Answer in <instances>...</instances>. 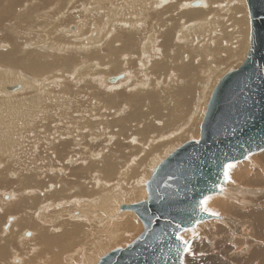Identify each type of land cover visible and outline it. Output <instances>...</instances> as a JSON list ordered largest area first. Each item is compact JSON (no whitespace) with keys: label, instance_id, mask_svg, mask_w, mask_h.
Wrapping results in <instances>:
<instances>
[{"label":"bare ground","instance_id":"obj_1","mask_svg":"<svg viewBox=\"0 0 264 264\" xmlns=\"http://www.w3.org/2000/svg\"><path fill=\"white\" fill-rule=\"evenodd\" d=\"M28 1L29 0H0V31L7 33V36L12 40L11 42H13L11 44V47L9 46L10 52H8L9 49L8 50L6 49L4 52L0 50V81L2 82L18 81V80L26 81V83L24 82V83L2 84V86H0L1 92L4 91L12 92V93L20 92L26 94L27 91L29 92L32 87L29 84L37 81H41V82L45 80L47 81L48 80L47 78L54 76L55 72H59V71L66 72L74 69L78 70L79 68H77L76 66L80 63L85 62L86 65L82 66L84 73L78 72L80 74V77L79 76L78 77L80 78V81H83L87 78H91L92 81L96 83L99 90L100 88H104L107 90V92H105L106 94L110 93L106 95L105 99L103 100L102 98H99L102 106H107L110 109L107 110V112L114 109L113 107H115V109L118 108L117 102H120L122 100V97L121 96L115 98L112 97L117 96L114 92H117V89L119 88L121 89V91H124L125 94L129 95L128 96L129 100L127 99L125 102L129 103L130 105L133 104V105L141 106L146 102H148V100L153 99L156 96L155 92L157 90H162L159 93L160 96L162 92H166L167 89L169 88L171 90L167 91L166 94L169 97L171 96L173 98H176L177 100L175 108L172 111H170V113H168L167 120L177 123L176 126L170 129L173 131L171 135H167L169 130L167 132L158 134V130L154 129L151 126L150 120L149 119L147 120V116L144 114H140V122H145L143 123V127L146 126L144 130L146 131L148 136L150 131L152 130L153 135H151L146 142H140L141 135L137 136V138L139 139L137 144L135 138H131V139L128 138V140L122 138L123 139L122 141L124 143H122V141L119 140L121 142V145H124L125 143L130 144L131 146L140 145L141 148L139 149L141 151L138 155L135 156L134 155L135 151H133L132 149H129L126 152L129 155L127 157H129L132 166L135 165L139 160H143L142 158L146 157L148 152L151 156L149 160V164L143 167V171L141 173V177L138 179L139 182L137 186L134 185L132 188L128 189L126 187L128 181L127 182L124 181V184L121 186L118 183H115V185L110 187L111 184L106 182L107 180L105 179V177L102 178L101 175H98L97 178H99V181L102 182L101 185L104 186L103 190H105L107 196L105 194L104 195L99 194L95 196L92 200L86 199L89 198L90 196H87L86 198L84 197L82 199L81 198L74 199L76 197H83V196H79L78 194H75V192H78L76 191L75 188V189H70L67 192L66 197L57 200L53 198L51 199L53 193H50L51 195H49L48 197L41 194L44 193L45 191L44 189H42L41 184H38L37 186H31L28 189H24L20 191L19 188L25 185L24 182L19 183V181H16L15 182L16 184L14 183V185L9 186L4 183L1 184V180H0V186H3V188H0V191L3 190L4 188L6 190H8L7 188L10 189H12L13 187L15 188V189L13 188L9 192L10 195L7 194L3 195L1 197L2 200L0 201V264H60V260L57 256L59 245L62 244L74 245L79 241V238L83 239V244L80 247L74 248L72 252L63 254L62 263L63 264H81V263L94 264V262L99 259L97 253L100 251V248L105 249L112 244H118L123 239L124 233L134 227L135 218L137 217L136 213L134 211L124 208L132 206L131 205L132 202L137 200L139 196H145V198L148 199L149 195L147 192L146 184L148 181H150L153 171L165 160L164 158L171 155L170 153L172 149H169L168 146L175 139H180L181 137L185 136L187 133L192 131V127H193L192 124H189L188 126L185 127L180 126V124L191 123L192 118L197 114V110L202 108V105L200 104L199 100L201 98L203 89L199 91L198 94L194 95V98L196 99V101L193 103L194 111L187 112L188 106L192 104V101L189 99V94H188L191 91L190 89L198 87L196 83L202 84L205 76L207 75L209 77V81L206 80L203 83V87L204 88L206 87V90H208L209 89L208 84L210 83L213 89L215 81L217 80L216 78L219 76L220 72L226 66L228 60L237 59V58L242 59L243 56H245L244 54L247 52L245 45L249 44L248 34H249V27H251V23L249 22V14L248 11L245 9L247 2L246 0H232L231 5L225 4L223 6L224 11L228 10L229 13L231 12V10L234 13H236L237 11L240 12L241 9H244L245 11L243 15L244 17L243 16L234 17L233 26L236 27V31L234 35H236L239 39L237 41L238 43L236 46L237 48L235 52H233V50L232 51L230 50L232 49V46L230 44L228 46L230 47L229 49L230 51L227 50L228 47L226 48V45H228L229 42H227L226 45L225 43H223L224 42L223 39L224 38L226 39L225 37L226 35L223 34L216 36L214 35V30L218 26L220 12L219 9L213 11L212 8H213V3H216L219 0H204L203 2L200 3L201 5H203L201 6V9L200 7L197 6L198 8L195 7V9L190 10L192 12H190L189 14H184L183 12H180L178 14L177 12L178 16L176 18L174 17V14L176 15L177 5L167 6V8L163 12H158L155 16L157 21L160 20L167 21L168 19L171 18V21H169L167 25L163 24L162 27L158 29L162 31L164 28H166V30L164 31L166 33L163 36L164 39L163 42H161L160 46L156 39L157 37L156 32L155 34H153L154 30H151V33L149 35H147V33L143 31L144 23L149 21L148 19H143L140 16L141 12L143 11V7L146 3V0H98L101 2L104 1L106 6L108 7L107 9L108 11L103 14L98 13L100 16L97 17V21L100 24H104V19H106L107 17L108 24L105 26H99L98 22L94 23L93 17L87 16L85 17V21L80 23L79 27L82 30V35L89 32L92 28L103 30V35L100 36V40L95 41L94 39L91 40V38H87L86 41L82 40V42L78 46H74V47H68V45L70 44L69 43L70 40L68 39V36L70 38L73 35L70 32L62 33L58 36V38L50 39V37H48L46 32L44 31L40 41L36 39L35 42H32L33 39L27 38V43L24 45L21 44V42L18 41V37L20 34L18 32V28L16 26H13L11 28L6 26V24L10 20L14 19L16 16H18L17 21L19 19H25V20L35 19L37 20L35 24L37 28V25L42 21H47L48 19H54V17L51 15V12L54 11V9L47 10L43 8L39 10L40 6L38 5H35L34 8L33 7L28 8L29 7L27 6ZM36 1H46L52 3L60 0H36ZM82 1L89 2L90 0H82ZM82 1L63 0V2H65L66 7H69L70 5L74 6L78 2H82ZM175 1L177 2V4H180L183 0H175ZM23 2L26 3V6L24 7L25 11H23L21 14H18V9L23 4ZM113 3L118 4L117 9L114 8ZM165 4L166 3H164L163 6ZM188 5H189L188 8H194L192 7V2H189ZM240 5L243 6L240 7ZM145 7L151 8L152 6L151 4H149V6H145ZM35 10L36 12H34ZM72 10L76 11L78 13V16L69 19L67 21V24H71L72 22H75L77 18L84 17L83 13L85 11L83 8V4L81 8H77V9H75V7H71V9L65 8L62 11L65 12L63 16ZM100 11H102V9ZM116 12L118 13L117 15ZM215 12L216 14L211 16V14ZM197 13H200L196 17V19L198 18L197 22H194L190 26L188 25L185 26L184 24L181 23L183 22V20L185 22L189 21L190 18L192 19L194 16H196L195 14ZM134 14L137 15L134 16ZM57 18L60 19V17ZM60 25H63L62 22L54 23L55 28H59ZM150 25H147L146 27H149ZM156 25L158 26L157 23ZM244 27H246V29ZM178 28H180V31H177ZM226 30L227 28L223 27V32L225 34H226L225 32ZM96 34L97 36L99 35V33L97 32ZM10 35H12V37ZM232 35L233 32L231 31V36ZM142 37L144 39H148L147 42H143ZM195 37H199L198 44L195 46V48H189L190 42ZM203 38L205 44L200 43ZM102 40H105V42L107 43V45L104 46V49H106L105 53H98V50L93 51V49L96 48V46H92V47L87 46L88 44L94 45V43ZM117 40H120L122 42L123 45L121 46V48L120 49H116L115 47L111 48L113 44H115L116 42L118 43ZM194 42L196 43V39L194 40ZM30 46L31 47L37 46L42 49L51 48L52 50L54 48L56 49L59 48L60 53L69 52L70 55L74 57V62L68 67H58L60 58L65 57L63 56V54L53 55L49 53V55H44V58L41 59L40 55L42 54L40 52L43 53V51H38L35 49L29 50L28 48H26ZM142 46H145V48L142 49L143 48ZM155 46H158V48H154ZM249 48L250 47L248 46L247 48L248 51ZM141 49L144 50V54H148L151 51L160 53L159 55L154 54L152 58H158L159 62L164 63L156 66L160 71L165 70L167 74L164 76V72L158 73V76L162 81L152 80L150 84L147 82L130 83L129 81H131L134 77V74L130 73L129 76L127 77V81L124 80L125 82L119 81L121 78L116 82H111V77L109 76L110 72L119 73L121 68L122 70H124L128 67L131 69L130 71H133L131 67L132 66L131 60L128 63L122 62V65H120L118 60L116 59V56H119L120 54L121 57L131 59V57L135 56L134 53H136V51L138 52L139 50L142 51ZM162 49H163V53H162ZM23 52H28L29 55L25 57ZM36 53L39 56H37ZM199 53H203L204 55V57L201 60L196 59V55ZM207 54L213 55L211 57L212 62H208L206 60L205 56ZM219 54H225V56L220 57ZM95 59H98L102 64L98 63L99 64L98 65L97 63H93V60ZM71 61L72 58L63 59V62L66 64L70 63ZM137 61H138V66L142 68L148 65L147 62H151L149 60L146 61L142 60L141 58L137 59ZM103 64H107V67L104 68L105 72L97 73L94 71L95 68L97 70L99 67L101 68ZM112 69H115V71H113ZM172 70H174L172 75L173 80H171V78H168V75H170ZM147 74L149 76V80H151L154 77V74L157 73L155 71L148 70ZM26 75H31L34 78V80L32 82H28L29 78ZM121 76L123 78L125 77L124 75ZM17 86H20L21 88L15 91H8V88L17 87ZM119 93L120 92H118V94ZM40 94H42V92H37V95L36 93L35 95L27 94L29 96L27 97L23 96L20 99L19 97L16 96L13 97L7 94L5 97L0 98V106L9 108L8 116L13 115L17 118L19 116L27 120V116H26L27 113H25L26 110L21 111V109L25 106V101L27 102L26 109L30 111L32 107V103L38 102V100H42V96ZM120 94H123V92H121ZM43 101H44V97L42 102ZM80 101H83L84 103L85 100H80ZM88 104L90 105V103H87V105ZM90 106L93 107L94 105L91 104ZM162 107H163V103L160 101L152 105V109H153L152 112L156 113V119L162 118L161 117ZM107 112H101V113L103 115L110 114V113L106 114ZM122 112H124V109ZM86 114L88 113H85L84 115ZM116 114L119 116L120 113H116ZM114 115L115 114H110L111 116L110 121L108 120L109 123L106 124L107 130L108 129L110 130L112 128L115 129L116 126H119V123H121L120 121L126 117L125 116L122 119L118 117L119 120L115 121L113 120ZM91 116L93 117L94 114L92 115L91 113ZM15 117H11V119L14 120ZM130 117H132L131 114ZM107 118L108 117H106V119ZM85 120L82 119V121ZM90 123L93 122L90 121ZM90 123L88 122L90 129L93 130L94 128L97 127V125H91ZM98 123L99 121L97 122V124ZM82 125L85 126L87 124L83 123ZM22 126L24 125L22 124ZM12 127H16V126H12ZM24 127L27 128V126ZM125 128L126 127L122 128V130H124ZM106 132L107 131H105V133ZM93 133L91 134L94 135L95 133L94 134ZM12 134L10 133L6 137V139L4 138L3 133L0 134L2 135V139L3 138L5 139L4 144L3 145L2 143L0 144V169L2 168L1 171L5 169L4 167L6 166L5 164L6 161L8 160L12 161L11 158L13 154H11V152L13 151L12 148L14 146V143H16V142L13 143L15 137ZM82 134L80 135L82 136ZM96 134L98 137L101 135L100 133L99 134L96 133ZM96 134L94 136H96ZM10 135H12V137ZM111 136H108V138L110 137L109 138L110 146L113 145L116 147V145H118L117 142H119L118 139H120L118 133L113 134L112 137ZM108 138H106L107 142H108ZM160 148H162L163 150L160 151L159 150ZM88 152L90 153V151ZM65 153H66V148H64L62 155H64ZM66 154L65 156H67ZM141 154L142 156H140ZM101 155L99 156L101 157ZM106 155L107 154L105 152L104 158L106 160H102L104 163H107L108 157H106ZM114 155L115 153L109 157H112ZM2 158H5V160ZM99 160L100 159H96L94 161H99ZM1 162L3 164H1ZM239 162H237L239 163V165L237 166L234 165L236 166L235 168L232 167L231 169H227L228 178H225L224 183L219 186V191L207 197V198L210 197L207 204V207L209 208L210 211L217 209V210L225 211L228 214H226L224 217L222 216L223 218L221 217L216 218L217 216H215V218L211 220L197 221L195 226L192 228V230L190 229L188 232L185 231L181 234L183 237L187 235L184 239L188 241V248L183 253L184 254L182 258L183 264H195L191 259L192 254L191 255L188 254L189 255L188 261H186L187 259L185 256L187 255L188 252H190L189 251L190 246L192 250L195 251L196 247H198L201 243H204L203 241L204 233L207 230H210L212 227L220 228L224 232L229 233L230 240L234 241V243L232 244V248L237 247L238 244L243 245V248H240L241 255L236 256V258L234 259L235 263L233 264H264V149L256 153L249 154L244 160ZM116 168H117L116 163L112 162L107 164L106 171H115ZM133 174H134L133 170H131L130 172L128 171L126 173V177H130ZM0 176H1V172H0ZM20 180H24V179L20 178ZM73 181L75 182L77 181V179H73ZM80 182L82 184L81 180ZM66 187L68 188V185H66ZM109 189H111L113 192L119 190L122 192L121 193L122 195L121 194L116 195L113 194L112 192L108 193ZM64 192L65 191H63V193ZM27 193H33L35 195L31 196L29 194V196H26L28 195ZM38 193L41 194L40 197L43 198L42 200L40 198H37V196H39L37 195ZM42 195L44 197H42ZM115 196L120 198L119 199L114 198ZM19 197L20 198L25 197V198L20 200ZM81 200L87 204H81L78 206L77 201L80 203ZM61 204H63V206H60ZM14 209H18L20 211L19 213H15L13 215L11 219L12 222L10 221L8 226L4 230L3 229L4 223H2V219L5 214H9L10 212H13ZM229 214H231L232 216H230ZM32 219L35 222H33ZM69 221L73 223H70ZM69 224L84 225L85 229L83 231H80L77 227L73 226L68 231H66L67 228L69 227ZM2 229L4 231H2ZM27 230L31 231V233L29 234L30 236L28 237H26V233H25ZM45 231L52 232L56 235H60L65 231L66 232L64 233V235L57 237L55 239H48L46 234L44 233ZM103 236L107 238V241L104 242L102 245L100 244L98 248V252L96 253L92 249V243L95 239H98L100 241L101 237ZM39 243L44 245V249L43 246L40 245ZM26 249L27 250L29 249V251L27 252L28 256L23 255V251H25ZM8 251L9 254H7ZM208 252L210 253L211 250ZM229 252L231 254V251ZM243 252H246L248 256L242 257ZM215 257H220V256H215ZM215 257H213V255L211 254L210 259L212 260L210 261V264L211 263L231 264L225 260L219 261L217 259H214ZM79 260L80 261L82 260V262L80 263Z\"/></svg>","mask_w":264,"mask_h":264},{"label":"rangeland","instance_id":"obj_2","mask_svg":"<svg viewBox=\"0 0 264 264\" xmlns=\"http://www.w3.org/2000/svg\"><path fill=\"white\" fill-rule=\"evenodd\" d=\"M195 1L203 2L204 0H183L180 4H177V2L175 0H158V1L146 0V3L143 7V11L141 12L140 16L143 19H148L149 21L144 23V30L143 31L145 33H147V35H149L151 33V30H154L153 34H155V32H156V34H157L156 39H157L159 46H160L161 42H163V39H164L163 36L166 33L164 31L166 30V28H164L162 31H160L158 29H160L163 24L167 25V23L169 21H171V18L168 19L167 21H164V20L157 21L155 18L156 14L158 12H163L167 8V6H172V5H177L176 15L174 14L175 18L178 16V14L180 12H183L184 14H189L190 12H192L190 10L195 9V6H192L194 8H188V6H189L188 4H189V2H195ZM82 2H78L74 6L70 5L69 7H66L65 2H63V0L62 1L61 0L55 1L52 3H49L46 1L29 0L28 5H27V6H29L28 8H31V7L34 8L35 5H38V6H40L39 10H41L43 8L47 9V10L54 9V11L51 12V15L54 17V19H48L47 21H42L41 23H39L37 25V28H36L35 24H36L37 20H35V19H30V20L19 19L17 21L18 16H16L14 19L10 20L6 24V26L9 28L16 26L18 28V32L20 33L19 37H18V41H20L21 44H23V45L27 43V38L33 39L34 41L32 40V42H35L36 39H38L40 41L41 37L43 36L44 31L46 32L47 36L50 37V39L58 38V36L62 33H67V32L72 33L73 35L70 38L68 36V39L70 40L69 41L70 44L68 45V47L78 46L82 42V40L86 41L87 38H91V40L94 39L95 41L100 40V36L103 35V30L92 28L89 32L82 35V30L79 27V25H80V23L85 21V17H87V16L93 17L94 23L98 22L97 17L100 16L99 14H103V13L107 12L108 7L104 3V1L101 2L98 0H95V1L90 0L89 2H83V3ZM231 2H232V0H219L216 3H213L212 10L214 11V10L219 9V12H220L218 26L214 30V35L215 36L216 35H222V34L226 35L225 37L227 40L223 36V38H224L223 43H225V45H226V43L229 42L228 45H226V48L230 44L232 46V49H230V47H228L227 50L230 49L231 51L233 50V52H235V50L237 48L236 46L238 44L237 41L239 38L236 35H234V33L236 31V27L233 26L234 17L235 16L236 17H240V16L242 17L244 15L245 11H244V9H241L240 12L237 11L236 13H234L232 10L230 13L228 12V10L224 11L223 6L225 4L231 5ZM164 3H166V4L163 6ZM82 4H83L84 11H85L83 13L84 17L77 18L75 22H72L71 24H67V21L69 19H72L73 17L78 16V13L76 11L72 10L63 16V14L65 12H62V11L65 8L71 9V7H75V9L81 8ZM149 4H151L152 7L146 8L145 6H149ZM25 6H26V3L23 2V4L18 9V14H21L23 11H25L24 10ZM113 6H114V8L117 9L118 4L113 3ZM201 6H203V5H200L198 7H200V9H201ZM242 6L243 5H240V7H242ZM28 8H25V9H28ZM101 9H102V11H100ZM245 9L248 11V14H249L248 5H246ZM34 12H36V10ZM177 12H178V14H177ZM117 14L118 13L116 12V15ZM199 14L200 13L195 14L196 16H194L192 19L190 18V20L187 22H185L182 19L183 22H181V23L184 24L185 26L186 25L190 26L194 22H197L198 18L196 19V17ZM215 14H216V12L212 13L211 16H213ZM136 15L137 14H134V16H136ZM57 17H60V19H58ZM187 17H189V16H187ZM55 22H62L63 25H60L59 28H55L54 27ZM249 22L251 23L250 16H249ZM156 23L158 24L159 27L156 25ZM107 24H108V20L106 17V19H104V24L99 23L98 25L99 26H105ZM147 25H150V26L146 27ZM223 27L227 28V30L225 31L226 34L223 32ZM244 28L246 29V27H244ZM58 29H59V32H58ZM177 31H180V28H178ZM231 31L233 32L232 36H231ZM96 32L99 33L98 36H97ZM10 36L12 37V35H10ZM250 37H251V27H249V34H248L249 44L245 45L246 51H247L244 54L245 56H248L249 51L247 50V48H248V46L250 47ZM195 39H196V43L194 42ZM147 40L148 39H144V38L142 39L143 42H147ZM11 41L12 40L7 36V33L0 31V50H2L4 52L6 49L7 50L9 49L8 52H10V47H11V44L13 43ZM117 41H118V43L116 42L115 44H113L111 46V48L112 47H115L116 49L121 48V46L123 45L122 42L120 40H117ZM198 41H199V37L193 38V40L190 42L189 48H195V46L198 44ZM200 43L205 44L204 38L201 40ZM106 45H107V43L105 42V40H102V41H98V42L94 43V45L88 44L87 46H91V47L96 46V48H94L93 51L98 50V53H105L106 49H104V46H106ZM142 47H143L142 49L145 48V46H142ZM26 48H28L29 50L35 49L38 51H43V53L40 52L42 54V55H40L41 59L44 58V55H49V53H51L53 55L63 54V56H65V57L60 58L59 63H58V67H68L69 65H71L74 62V57L71 56L69 52H61L60 53L59 48H57V49L54 48L53 50L51 48L50 49H46V48L42 49V48H39L37 46L36 47L30 46V47H26ZM154 48H158V46H155ZM249 50H250V48H249ZM78 51H80V50H78ZM162 53H163V49H162ZM23 54L25 55V57H27L29 55L28 52H23ZM154 54L159 55L160 53L155 52V51H151L148 54H144V50H142V51L139 50L138 52L136 51V53H134V55L136 57L135 56L131 57V59L121 57V55L119 54V56H116V59L118 60L119 64L122 65V62L128 63L131 60L132 61L131 67H132L133 71H130L131 69L129 67L124 69V70H122V68H121L119 73L118 72L117 73L110 72L109 76L112 79L113 77H117L118 75H120V76L124 75L125 77L123 78L121 76V79L122 78L123 79L122 80L120 79L119 81L125 82V81H127V77L129 76L130 73L134 74L133 79L131 81H129L130 83L147 82L150 84L152 80H161L160 77L158 76V73L164 72V76L167 74H166L165 70L160 71L156 67L157 65L164 64V63L159 62L158 58H152V56ZM37 56H39V55L37 54ZM212 56H213L212 54H207L205 56V58L208 62H212V59H211ZM219 56L224 57L225 54H219ZM245 56H243L242 59L237 58V59L228 60V63L223 68V70L220 72L219 76L216 78L217 80L215 81L213 89H212V85L210 83L208 84V86H209L208 90H206V87L205 88L203 87V83L206 80L209 81L208 75L205 76L202 84L196 83V85L198 87L190 89L191 91L188 94H189V99L192 101V104H190L188 106L187 112L194 111V104L193 103L196 101V99L194 98V95L198 94L199 91H201L203 89L202 94H201V98L199 100L200 104L202 105V108L197 110V114L192 118L191 123H187V124L181 123L180 124V126H184V127L188 126L189 124H192L193 125L192 131L187 133L185 136L181 137L180 139H175L168 146L169 149H172L170 154L175 152L177 149H179L180 147H182L186 143H189L191 141H200V139H201V126H202V123L205 119L210 101L212 100V97H213V94H214L216 88L218 87V85L222 81V79L227 76V74H229L232 71L239 69L245 63V61L247 60V57H245ZM203 57H204L203 53H199L196 55L197 60H201ZM65 58H72V61L70 63L66 64L63 62V59H65ZM140 58L142 60H145V61L149 60L151 62H147L148 65H146L144 68H142V67L138 66L137 59H140ZM93 63L98 64L101 62L98 59H95V60H93ZM85 65H86L85 62H83V63H80L76 66L77 68H79L78 70L74 69V70H69L66 72H63V71L55 72L54 76L47 78L48 82L46 80L42 81V82L41 81L33 82V83L29 84L32 87H31L29 92L27 91L26 94L20 93V92H13L12 93V92H6V91L1 92L0 91V98L5 97L8 94L9 96L19 97V99L22 98L23 96L24 97L29 96L27 94H34L35 95V93H36V95H37V92H42V94H40V95L42 96V100L44 97V101H45V102L44 101L42 102V100H38V102L32 103V107L30 110L31 112L26 109L27 102L25 101V106L23 107L24 109L22 108L23 110L21 109V111L26 110L25 113H27L26 114L27 120H25V118H21L19 116H18V118L13 116V115L8 116L9 108L0 106V134L3 133L4 138L6 139V137L10 133L11 134L13 133L12 135L15 137V140H13V143L16 142V143H14V146L12 148L13 151L11 152V154H13L11 159L14 162L8 160L5 163L6 164V166L4 167L5 169L3 171H1L2 168L0 169L1 184L4 183L6 185L12 186V185H14V183L16 181H19V183L24 182L25 185L23 187L19 188L20 191L24 190V189H28L31 186H37L38 184H41L42 189L45 190L44 191L45 194L44 193H41V194L48 197L49 195H51L50 193H53L51 196V199L53 198V199H57V200L66 197L67 192L70 189H75V188H76V191H78V192H75V194H78L79 196H83V197H76L74 199H79V198L82 199L84 197L86 198L87 196H90V197L93 196L92 198H90V197L86 198L87 200H92L95 196H97L99 194H101V195L105 194L106 195L105 190H103L104 186L101 185L102 182L99 181V178H97L98 175H101L102 178L105 177V179L107 180V181L106 180L105 181L107 183L111 184L110 187L115 185V183H118L121 186L124 184V181H126V182L128 181L126 184V187L128 189L132 188L134 185L137 186V184L139 182L138 179L141 177V173L143 171V167H145L147 164H149V160H150L151 156L148 152L146 157L142 158L143 160H139L135 165L132 166V164L130 163L129 157H127L129 155L126 152L129 149H132L133 151H135L134 155L136 156L140 153L141 150L139 148H141V147H140V145L131 146L130 144H127V143H125L124 145H121V142L119 140L122 141L123 139L128 140V138L129 139L135 138L136 144H137L138 140H139L137 138V136L141 135V138H140L141 141L140 142H146L147 139L151 135H153L152 130L150 131L149 136L146 133V131L144 130V128H146V126L143 127V123H145V122H140V114H144L147 116V120L149 119L151 126L154 129L158 130V134H161L163 132H167L169 130L167 135H171L173 133V131L170 129H172L174 126H176L177 123L170 121V120H167L168 119V113H170V111H172L175 108L177 100H176V98H173L171 96L169 97L166 94L167 91L171 90L169 88V89H167L166 92H162L160 96H159V93L162 90H157L155 92L156 96L153 99L148 100V102H146L145 104H143L141 106L133 105V104L130 105L129 103L125 102L128 99L129 95L125 94L124 91H121V89L119 88V89H117V92H114L117 96H114L112 98L121 96L122 100L120 99L121 101L117 102L118 103L117 109H115V107H113L114 109L107 112V110H110V109L107 106H102L99 98H102V100H103V99H105L106 95H108L110 93L106 94L105 92H107V90L104 88H100V90H99L96 83L94 81H92L91 78H87L83 81H80V78H79L80 74L79 73H84L82 66H85ZM106 67H107V64H103V66L101 68L99 67L98 70L95 68L94 71L97 73L105 72L104 68H106ZM112 70L115 71V69H112ZM148 70L155 71L157 73V74H154V77L151 80H149V76L147 74ZM173 72H174V70H172L170 75H168V78H171V80H173V77H172ZM26 76L29 78L28 82H32L34 80V78L31 75H26ZM120 76H118V77H120ZM77 78H79V79H77ZM58 79H59V81H58ZM87 80H89V81H87ZM77 81L79 82V84ZM24 82L26 83V81H23V80L8 81V82L0 81V86H2V84H13V83H24ZM87 82H89L90 84ZM89 88H90V90H89ZM82 89H85V90H82ZM118 92H120V93L123 92V94H120V93L118 94ZM100 94L101 95L103 94V95L101 96ZM104 94H105V96H104ZM56 96H58V97H56ZM81 97H83V98H81ZM57 99H59L60 101ZM80 100H85V101L83 103V101H80ZM158 101L163 103V107L161 109V117H162L161 119H156V113L152 112L153 111L152 105H154ZM93 102H95V103H93ZM61 103H63V104H61ZM87 103H90V105L92 104L94 106L92 107L89 104L87 105ZM79 104H81V105H79ZM81 106H82V109H81ZM126 106H127V108H126ZM97 107H99L101 109H99ZM102 107L104 108V110ZM123 109H124V112H122ZM51 111H52V113H51ZM60 111H61V113H60ZM76 111H77V113H76ZM90 111H92V112H90ZM95 111H97V112H95ZM100 111L101 112H107L106 114H108V113L115 114L113 116V120H115V121H118L119 118L122 119L123 117H125V116L126 117L120 121L121 123H119V126H116L115 129L112 128L110 130L109 129L107 130L106 124L109 123L111 116H110V114H108V115L104 114L103 115ZM44 112H45V114H44ZM83 112L88 113V114L84 115L85 113H83ZM91 113H92V115L94 114L93 117L91 116ZM96 113H98V114H96ZM116 113H120L119 116ZM13 114H16V113H13ZM89 114H90V116H89ZM130 114L132 115V117H130ZM37 115L39 118L37 117ZM135 115H137V116H135ZM59 116L61 119L59 118ZM11 117H15V119L12 120ZM42 117H44V118H42ZM106 117H108V118L106 119ZM99 118H101V119H99ZM82 119L85 121H82ZM87 119H88V121H87ZM92 119H94V120H92ZM97 119H99V120H97ZM12 121H13V123H12ZM90 121L93 123H90ZM98 121H99V123L97 124ZM88 122L91 125H97V127L94 128L93 130L90 129ZM158 122H160V123H158ZM83 123L87 124V125H85L87 127L83 126L82 125ZM122 123H123V125H122ZM22 124L24 126H27V128L22 126ZM12 126H16V127H12ZM121 127L122 128L126 127V128L124 130H122ZM117 128H118V130H117ZM119 128H121V129H119ZM93 131L95 134L96 133L101 134L99 136L100 140H99V137L97 136V134H96V136H94L95 134L93 133ZM105 131H107V132L105 133ZM81 132L84 134H82ZM91 133H93L94 135H92ZM111 133H112V136H113V134L118 133V136L120 138V139H118L119 142H117L118 145H116V147L113 145L110 146V143H109L110 137L108 138V136H111ZM80 134H82V136ZM12 135H10V136L12 137ZM104 135H105V137H104ZM4 138L2 139V135H0V144L2 143V145L4 144V141H5ZM66 138H68V139H66ZM106 138H108V142H107ZM104 141H106V142H104ZM122 143H124V142L122 141ZM64 148H66L67 154L66 153L65 154L67 156H65V154L62 155ZM159 150L162 151L163 149L160 148ZM88 151H90V153ZM101 151H103V152H101ZM105 152L107 154L106 157H108L107 163H104L102 161V160H106L104 158ZM114 153H115L114 156L109 157ZM142 154L140 156H142ZM94 155H96L97 157ZM99 155H101V157ZM78 156H81V157H78ZM166 158H164V159H166ZM2 159L5 160V158H2ZM96 159H100V160L94 161ZM164 159H162V160H164ZM78 160H79V162H78ZM8 162H9V164H8ZM112 162L116 163L117 168L115 169V171H106L107 164L112 163ZM239 163H241V162H239ZM239 163H237V162L232 163V165L237 166V165H239ZM1 164H3V163L1 162ZM67 166H68V168H67ZM236 166H234L233 168H235ZM65 169H67V170H65ZM131 170L134 171V174L131 175L130 177H126V173L128 171L130 172ZM18 173H19V175H18ZM20 178L24 179V180H20ZM73 179H77V181L74 182ZM127 179H130V180H127ZM80 180L82 181V184H81ZM37 182H39V183H37ZM66 185H68V188L66 187ZM143 187H144V185H143ZM0 188H3V186H0ZM7 189L8 190H6L4 188L3 190L0 191V194H1L0 195V201L2 200L1 197L3 195H5V194L10 195L9 192L12 189H10V188H7ZM29 190H32V189H29ZM63 191H65V192L63 193ZM111 192L113 194H116V195H120L122 193L119 190L113 192L111 189H109L108 193H111ZM27 194L28 195H26V196H29V194L31 196L35 195L33 193H27ZM41 194L38 193L37 195H39V196H37V198H40L42 200L43 198L40 197ZM43 195H42V197H44ZM24 198L25 197H22V198H20V200H22ZM26 198H28V197H26ZM114 198L119 199L120 197L115 196ZM146 200H147V198H145V196H139L137 198V200L132 202L131 205L139 204V203L144 202ZM81 204H87V203L83 202L82 200L80 203L77 201L78 206ZM60 206H63V204H61ZM19 211L20 210H18V209H14L13 212H10L9 214L4 215V217L2 219V223H4V227H3L4 230L8 226L13 215L15 213H19ZM212 212H216V213L219 212V215H217V217H221V218H223L226 214H228L225 211H221V210H217V209L212 210ZM229 215L232 216L231 214H229ZM136 216H137V214H136ZM32 221L35 222L33 219H32ZM69 222L73 223L71 221H69ZM73 226L77 227L80 231H83L85 229L84 225L69 224V227L67 228L66 231H68ZM3 229H2V231H4ZM189 230L190 229H188L186 231L188 232ZM191 230H192V228H191ZM29 231L30 230H27L25 232L26 237L30 236L29 234L31 233V231L30 232ZM65 232H63L60 235H56V234L49 232V231H45L44 233L46 234L48 239H55L57 237L64 235ZM143 232H144V225L141 222V220L139 219V217L137 216L135 218L134 227L131 228L129 231H126L124 233L123 239L118 244H112L105 249L100 248V251L98 252V248H99L100 244L102 245L104 242H106L107 238L105 236H103V237H101L100 241L98 239H95L92 243V249L96 253L98 252L97 256L99 257V259L96 260L94 262V264H99V262L101 261L102 258H104L105 256H107L108 254H110L111 252H113L115 250L126 249L138 237H140V235H142ZM220 235H222V236H220ZM186 236L187 235H185V237ZM180 237H183V236L181 235ZM185 237H183V239ZM229 237H230L229 233L224 232L220 228L212 227L210 230H207L204 233V239H203L204 243H201L198 246L199 248L196 247V250L194 251V250H192V248L190 246V248H189L190 252H188L187 255L185 256L187 259L186 261L189 260L188 254H190V255L192 254L191 259L195 264H200V263L201 264H206V263L210 264V261L212 260V259H210V257L212 254L213 257L220 256V257L214 258V259H217L219 261L225 260L231 264L235 263L234 259L236 258V256L241 255L240 248H243V245L238 244V246L235 247L237 250L235 248H232V244L234 243V241L230 240ZM39 244L42 245L43 249H44V245L41 243H39ZM82 244H83V239L79 238V241L74 245H64V244L59 245L57 256L60 260V264H63L62 263L63 254L68 253V252H72L74 248L80 247ZM192 244H193V242H192ZM229 246H231V247H229ZM226 247H229V248H226ZM210 250H211V252L209 253L208 251H210ZM28 251H29V249L28 250L26 249L25 251H23V255L28 256L27 255ZM229 251H231V254ZM7 254H9V251L7 252ZM246 256H248L246 254V252H243L242 257H246ZM6 260H7V258H6ZM79 262L81 263L82 260L81 261L79 260Z\"/></svg>","mask_w":264,"mask_h":264},{"label":"water","instance_id":"obj_3","mask_svg":"<svg viewBox=\"0 0 264 264\" xmlns=\"http://www.w3.org/2000/svg\"><path fill=\"white\" fill-rule=\"evenodd\" d=\"M246 2L251 21L247 60L216 88L200 141L186 143L168 156L146 184L148 199L124 208L137 214L144 225L142 235L99 264H183L187 249L177 237L197 221L215 218L201 210L200 201L219 191L228 164L264 149V0Z\"/></svg>","mask_w":264,"mask_h":264},{"label":"snow or ice","instance_id":"obj_4","mask_svg":"<svg viewBox=\"0 0 264 264\" xmlns=\"http://www.w3.org/2000/svg\"><path fill=\"white\" fill-rule=\"evenodd\" d=\"M232 167H234V165H232V164H228L226 166V169H225V172H224L225 178H228V171H227V169H231ZM209 199H210V197L209 198H206V199H203V200L200 201V208H201V210L204 211V212H208L209 215H212V216L219 215V213L212 212L207 207V204H208ZM177 239L181 240V242L183 243L185 249L188 248V241L187 240H184L183 237H177Z\"/></svg>","mask_w":264,"mask_h":264}]
</instances>
